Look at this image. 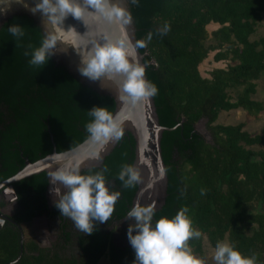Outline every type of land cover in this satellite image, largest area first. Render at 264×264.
<instances>
[{
    "label": "trees",
    "instance_id": "1",
    "mask_svg": "<svg viewBox=\"0 0 264 264\" xmlns=\"http://www.w3.org/2000/svg\"><path fill=\"white\" fill-rule=\"evenodd\" d=\"M129 5L137 39L152 33L139 50L146 77L158 88L153 97L159 121L172 128L161 139L167 196L153 219L187 207L201 232L189 238L194 253H203L205 237L213 247L226 239L264 264V126L250 133L244 122H217L222 111L264 112V101L253 97L257 80L264 77V34L252 38L263 21L264 0H129ZM11 23L24 28L19 39L8 32ZM43 35L27 15H13L0 28V182L20 170L26 158L35 161L51 153L54 144L62 152L84 141L93 105L111 112L116 107L113 97L83 84L52 56L43 66L29 65L25 51L38 46ZM209 58L226 64L203 72L201 65ZM202 118L208 119L213 142L196 128ZM134 149L133 135L123 133L101 166L82 171L102 169L110 190L120 196L108 220L95 221L91 233L68 220L65 236L70 242L78 237L85 254L81 261L50 253L30 239L10 263L20 254L21 233L6 222L0 227V264H97L104 255L113 264H131V245L117 246L107 225L120 222L132 206L137 183L125 187L118 172L122 164L133 163ZM47 185L45 171L13 183L14 220L28 224L43 214L63 218L48 204Z\"/></svg>",
    "mask_w": 264,
    "mask_h": 264
},
{
    "label": "clouds",
    "instance_id": "2",
    "mask_svg": "<svg viewBox=\"0 0 264 264\" xmlns=\"http://www.w3.org/2000/svg\"><path fill=\"white\" fill-rule=\"evenodd\" d=\"M136 3L137 0H131ZM12 0H0V14L10 7ZM25 6L29 7L25 0ZM31 12L39 11L46 31L38 46L25 51L29 56V65H44L56 51L66 50L61 44L66 42L56 34V29L64 32H78L73 25L63 26L66 16L81 18L92 10L104 21L126 29L132 23V13L120 0H35L30 6ZM7 30L19 39L24 35V28L19 23H11ZM166 30V29H165ZM152 38L148 32L146 38L132 40L126 31L114 38L105 36L93 42L86 54H80L78 71L92 80H99L101 86L105 80H118L119 96L122 101L137 104L154 96L158 88L145 77V64L140 62L137 49L143 47L146 40ZM58 42H60L58 46ZM92 117L84 125L87 140L94 150L91 156L99 158L101 150L109 141H118L123 135L122 121L104 105H93L88 109ZM165 169L160 168L163 175ZM55 185L54 206L61 215L69 217L74 226L83 233L94 230V222L108 220L114 210V204L120 196L118 190H110L103 170L82 172L79 161H68L59 164L49 173ZM118 178L125 187L140 180L138 168L131 163L122 164ZM57 185H62L60 191ZM204 189H201L203 193ZM156 208L154 203L133 204L125 218L130 219L127 238L134 251L131 264H206L205 259L193 252L189 238L199 237L201 232L193 225L187 207L179 208L174 215H161L153 219ZM213 259L216 264H256L255 254H245L234 244L218 240L215 244Z\"/></svg>",
    "mask_w": 264,
    "mask_h": 264
},
{
    "label": "water",
    "instance_id": "3",
    "mask_svg": "<svg viewBox=\"0 0 264 264\" xmlns=\"http://www.w3.org/2000/svg\"><path fill=\"white\" fill-rule=\"evenodd\" d=\"M120 2L130 10L129 0H120ZM26 3L29 7L25 6V0H12V3L7 11L0 14V28L3 23L13 15H27L33 18L42 28L43 33H45L46 22L45 24L42 23V17L39 11L33 13L29 10L30 6L35 3V0H26ZM69 25H73L80 33L64 32L62 28L58 27L56 29V34L60 35L66 42L75 43L77 46L76 49L71 44H61V47H66V50L56 51L51 56L57 64L64 66L83 84L91 87L101 94L109 95L114 98L116 107L113 113L121 119L123 133H130L135 139V156L132 164L138 168L141 178L138 182H136L137 190L133 197L132 205L135 203H154L156 210H158L165 203L168 188V175L162 156L161 139L163 132L172 128L164 126L160 123L153 96L134 105L126 101H122L118 90L119 77L114 80H105V86H101L99 80H92L84 75H81L77 67L80 61V54H86L93 42H98L105 36L114 38L122 31H126L133 41L136 40L137 36L134 21L132 19V23L128 25L126 29H121L115 24H110L104 21L92 10H88L84 14V21L81 18L73 17L71 14L66 16L63 21V26L67 28ZM59 44L60 42H58V46ZM137 55L140 62L143 63L144 54L139 50V48L137 49ZM207 120V118L200 119L196 123V128L204 134L207 141L213 142L212 135L206 128ZM200 124H202L204 129L199 127ZM118 141H109L101 150L99 158L90 155L95 146L90 144L87 138L75 147L62 152H58L54 144L53 151L44 157L35 161H30L26 158L25 165L20 170L0 182V191H9L16 198L17 194L13 186L14 182L32 174L45 171L48 175V185L45 193L48 204L52 207L54 206L53 200L55 193H53L51 189L55 185L51 182L49 173L59 164L68 161H79L81 171L93 167H99L104 162L106 156L109 155L116 147ZM161 167L165 169L163 175L160 173ZM57 187L60 191L64 190L62 185H57ZM5 219H8L16 224L22 234L20 241V254L14 261L10 262L13 263L20 258L23 251V225L14 220L10 215L1 214L0 221L3 222Z\"/></svg>",
    "mask_w": 264,
    "mask_h": 264
},
{
    "label": "flooded vegetation",
    "instance_id": "4",
    "mask_svg": "<svg viewBox=\"0 0 264 264\" xmlns=\"http://www.w3.org/2000/svg\"><path fill=\"white\" fill-rule=\"evenodd\" d=\"M16 198L9 191H0V212L2 215H10L13 218L18 207ZM35 218L28 224H38L42 228V231L30 239L36 241L50 253L58 252L64 256H75L78 261L83 259L85 254L83 249L79 247L78 237L73 238L72 242H70V240L67 241L65 236V231L70 230L69 217L63 216V218H60L58 215L48 216L47 214H43ZM6 222L11 221L8 219H5L3 222L0 221V227ZM130 222V219L124 217L120 222L115 223V225H107L108 232L111 231L113 241L117 246L124 247L130 244L127 238V229ZM22 225L24 232L25 224ZM30 239L25 237L24 232V242Z\"/></svg>",
    "mask_w": 264,
    "mask_h": 264
},
{
    "label": "rangeland",
    "instance_id": "5",
    "mask_svg": "<svg viewBox=\"0 0 264 264\" xmlns=\"http://www.w3.org/2000/svg\"><path fill=\"white\" fill-rule=\"evenodd\" d=\"M217 24L209 26V30H212L215 28ZM264 34V15H263V21L258 25L257 32L252 36V38H258L261 35ZM225 62H213L212 58L207 59L202 65L201 70L203 72H206L207 70L211 69L213 66H224ZM257 93L253 96L255 99L263 100L264 101V77H261L259 80H257ZM219 123H238V122H244V128L248 130L250 133H256L259 132L262 127L264 126V112L260 113L257 116L249 115L246 111L243 109H232L227 111H222L219 115V118L217 120ZM199 127L203 128L202 124L199 125ZM207 128V127H206ZM261 146H255V148H259ZM42 231V228L38 224H25L24 225V232L25 237L27 239L32 238V236H37V233H40ZM223 241L228 242L226 239ZM215 247H213L209 240L205 237L203 240V253L197 254L202 256L205 261L216 264V261L213 259V253H214ZM97 264H113L110 260L108 255H104L101 257L99 262Z\"/></svg>",
    "mask_w": 264,
    "mask_h": 264
}]
</instances>
